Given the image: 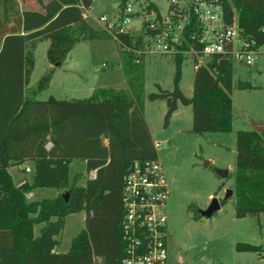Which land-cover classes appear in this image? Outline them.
Listing matches in <instances>:
<instances>
[{"label":"trees","instance_id":"16d2710c","mask_svg":"<svg viewBox=\"0 0 264 264\" xmlns=\"http://www.w3.org/2000/svg\"><path fill=\"white\" fill-rule=\"evenodd\" d=\"M146 1L148 9L159 15L158 7ZM220 1L227 22L236 21L244 38L264 46V0ZM93 2L51 0L39 12L22 11L17 0H0V264H122L125 256V178L135 163L157 161L144 117V46L154 32L117 34L126 89L97 88L86 99L40 101L37 97L49 87L54 69L29 87L40 43L49 42L48 63L62 66L76 43L114 39L88 23L85 11ZM124 7L122 0L120 8ZM188 39L182 50L190 49ZM185 58L183 54L171 57L174 89L158 86L148 99L166 102V124L181 103L192 108L194 133L231 132V60L217 56L195 70L193 95L187 98L178 87ZM238 88L254 87L240 82ZM77 160L85 163L88 174L95 171L96 177L79 184L81 176L76 175L70 182L69 165ZM25 163L33 164V183L17 185L9 170ZM233 183L235 217L264 218V132H237ZM39 188H53L59 194L30 202L27 195ZM190 210L195 220L203 218L198 208ZM81 211L86 212L85 229L67 253H58L57 237L66 217ZM36 225H42L39 235L34 232ZM235 249L264 252L261 246L247 243H238Z\"/></svg>","mask_w":264,"mask_h":264},{"label":"rangeland","instance_id":"374dc122","mask_svg":"<svg viewBox=\"0 0 264 264\" xmlns=\"http://www.w3.org/2000/svg\"><path fill=\"white\" fill-rule=\"evenodd\" d=\"M22 11L41 10L49 0H17ZM162 15L167 14V0H151ZM122 0H94L85 11L87 21L95 30H104L100 23L106 17L109 23L118 22ZM131 3V0H128ZM134 12L140 10V2L131 3ZM125 30L132 35L141 34V21L132 16ZM105 31V30H104ZM49 42H42L34 52V70L29 87H34L51 69L54 74L49 87L37 99L46 101L86 99L97 88L126 89V81L120 68L118 44L114 39L81 41L74 45L62 66L55 68L48 63ZM233 65V124L229 133L196 134L192 131V108L178 103L177 111L166 124L167 105L164 101H150L148 96L163 90L174 89L175 65L169 56L145 55V107L144 117L151 130L153 141L160 143L157 159L163 165L168 186L167 214L169 227L168 264H264V252L240 253L238 243L261 246L264 249V218L235 217L233 177L236 170V134L252 131L251 121H264V49L252 66ZM194 61L186 57L181 66L179 89L187 97L193 95ZM240 82H248L254 88L241 90ZM263 124V123H261ZM209 165L206 167L205 163ZM26 169H30L26 172ZM217 170H228V179L221 178ZM34 167L25 163L12 170L15 183H33ZM80 175L79 184L88 177L85 163L73 161L69 165V178ZM233 195L224 201L227 190ZM30 202L54 199L59 192L53 188L33 191ZM213 199L222 202L221 209L211 218L195 220L191 206L206 210ZM86 212L66 217L56 251L67 253L72 240L85 229ZM238 220V221H237ZM42 225H36L39 235Z\"/></svg>","mask_w":264,"mask_h":264},{"label":"built area","instance_id":"2783aa9c","mask_svg":"<svg viewBox=\"0 0 264 264\" xmlns=\"http://www.w3.org/2000/svg\"><path fill=\"white\" fill-rule=\"evenodd\" d=\"M125 1L118 22L99 19L104 30L114 40L117 34L127 33L131 17L138 16L141 31H153L144 53L173 57L183 54L194 61V69L207 64L211 58L227 56L231 62L252 66L264 46L256 40L244 38L237 22L228 23L220 0H167L166 15L149 10L146 0L134 12L132 4ZM86 17V16H85ZM87 18V17H86ZM190 40L189 50H182ZM155 146L158 148L160 144ZM27 172L30 169H26ZM168 186L163 165L152 161L143 165L135 163L125 178L123 239L126 243L122 264H168Z\"/></svg>","mask_w":264,"mask_h":264},{"label":"water","instance_id":"95a60500","mask_svg":"<svg viewBox=\"0 0 264 264\" xmlns=\"http://www.w3.org/2000/svg\"><path fill=\"white\" fill-rule=\"evenodd\" d=\"M60 64H56L54 67L58 68L60 67ZM251 125L253 128V131H256L258 133L264 132V124L257 123L255 121H251ZM209 165L208 162L205 163V166L207 167ZM218 175L223 179H228L230 176V173L228 170H217ZM233 195L232 190H227L226 196L224 201H227L230 199V197ZM68 194H64V197L67 198ZM221 209V202L217 199H213L210 206L206 210H201L200 214L203 218H211L213 217L219 210Z\"/></svg>","mask_w":264,"mask_h":264},{"label":"crops","instance_id":"0c3cea01","mask_svg":"<svg viewBox=\"0 0 264 264\" xmlns=\"http://www.w3.org/2000/svg\"><path fill=\"white\" fill-rule=\"evenodd\" d=\"M49 1H51V0H49ZM49 1H47V2H49ZM46 2V3H47ZM31 11H39V12H41L42 11V9L41 10H34V9H30ZM146 121V120H145ZM146 123H147V121H146ZM261 123H263L264 124V121H261ZM148 125V124H147ZM149 127V126H148ZM149 130H150V128H149ZM150 134H151V130H150ZM151 137H152V135H151ZM152 140H153V138H152ZM154 142V144H157L158 142H155V141H153ZM160 144V143H159ZM157 148V147H156ZM17 168L18 167H20V166H16ZM16 167H12V168H10V170H9V172H10V174H11V176H12V178H13V175H12V170L13 169H15ZM26 171V170H25ZM27 172V171H26ZM88 177H90V179H94L95 177H96V172L95 171H93V172H91V173H89L88 174ZM13 180H14V178H13ZM15 182V181H14ZM24 181H21V182H19V183H16L17 185H21L22 183H23ZM35 195H34V193L33 192H31L30 194H28L27 195V199H30V198H33ZM245 219V218H244ZM244 219H238V220H244ZM237 220V221H238ZM58 252V251H57ZM59 253V252H58ZM98 261H100V259H98Z\"/></svg>","mask_w":264,"mask_h":264}]
</instances>
